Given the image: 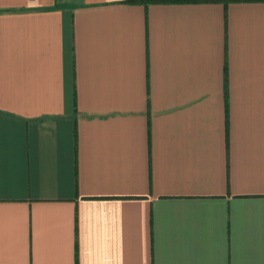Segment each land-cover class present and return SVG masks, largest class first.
<instances>
[{"label": "crops", "instance_id": "0c3cea01", "mask_svg": "<svg viewBox=\"0 0 264 264\" xmlns=\"http://www.w3.org/2000/svg\"><path fill=\"white\" fill-rule=\"evenodd\" d=\"M0 0V264H264V0Z\"/></svg>", "mask_w": 264, "mask_h": 264}, {"label": "trees", "instance_id": "16d2710c", "mask_svg": "<svg viewBox=\"0 0 264 264\" xmlns=\"http://www.w3.org/2000/svg\"><path fill=\"white\" fill-rule=\"evenodd\" d=\"M186 0H139L134 2H143V3H149V2H159V3H178V2H185Z\"/></svg>", "mask_w": 264, "mask_h": 264}]
</instances>
